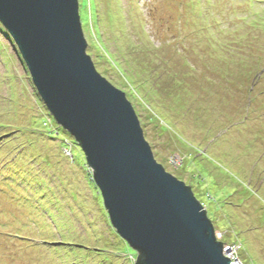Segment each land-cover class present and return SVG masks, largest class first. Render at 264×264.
Returning <instances> with one entry per match:
<instances>
[{"label": "rangeland", "instance_id": "374dc122", "mask_svg": "<svg viewBox=\"0 0 264 264\" xmlns=\"http://www.w3.org/2000/svg\"><path fill=\"white\" fill-rule=\"evenodd\" d=\"M79 1L87 53L125 92L156 161L192 188L218 240L233 248V262L264 264V174L254 166L262 153L264 172V0ZM148 49L168 58L172 72L204 67L200 60L213 67L187 87L194 95L202 82L212 95L189 101L202 108L179 122L185 142L161 130L160 118L150 120L143 92L158 98L164 79L151 81ZM128 64L138 86L125 78ZM137 256L112 226L81 147L40 99L0 22V264H135Z\"/></svg>", "mask_w": 264, "mask_h": 264}, {"label": "water", "instance_id": "95a60500", "mask_svg": "<svg viewBox=\"0 0 264 264\" xmlns=\"http://www.w3.org/2000/svg\"><path fill=\"white\" fill-rule=\"evenodd\" d=\"M37 94L81 147L135 264H232L192 188L156 161L134 107L87 53L79 0H0Z\"/></svg>", "mask_w": 264, "mask_h": 264}, {"label": "trees", "instance_id": "16d2710c", "mask_svg": "<svg viewBox=\"0 0 264 264\" xmlns=\"http://www.w3.org/2000/svg\"><path fill=\"white\" fill-rule=\"evenodd\" d=\"M259 17H262V15H259ZM116 20L117 19H115V21ZM253 22H254V20H253ZM95 24H96V26L99 25L98 19H95ZM83 25H84V23H83ZM97 27H99V26H97ZM100 31H101V29H100ZM100 37L103 38V35H101ZM96 38H99V35ZM101 41H103V42L102 43L99 42L98 44L101 46V48H104L102 45L105 42L103 39ZM95 47H96V45H95ZM149 50L150 49H148L146 51L148 52V55L150 57V55H152V53ZM162 50H163V48H162ZM104 52L108 55V57H110V59L112 58V56L107 53L105 48H104ZM214 56L220 59V55H214ZM152 58H155V59H152ZM182 58L184 59V57H181V59ZM231 58L232 57L230 56V59ZM145 59H146V56H145ZM149 60L153 61V62L151 61L153 63V67L149 68L150 69L149 76L150 75L153 76L151 81H156L155 82V85H156L158 79H162V78L164 79L163 84H162V94H159L158 98H153L148 92L149 89L143 92L144 97L148 98L147 100L150 102V106H149L150 111H151L150 112L151 116L149 115L150 120L151 119L153 120L152 116H154L153 121H156V120L158 121L157 118H160V120H162L164 122V124H162L160 126L161 130H163V131L171 130L172 133L174 132L175 134H177L179 139H183V141L185 142V141H187V139L185 137V133L183 132V129H179L178 124H179V122L181 123V121L182 122L187 121L189 116H191L192 114L193 115L196 114L199 110L198 107L201 105L200 104L197 107H192L191 105L193 103L191 102V104H190L189 101L191 100V101L195 102V100H197V99L199 100V98H202L201 94L203 95V93L209 92L208 93L209 96L212 95L211 94L212 91H210V89L208 87H205L204 84H202V82H200L197 86V88H198L197 94L193 95V94H191V91L188 92L187 87L191 83L190 81H197V77L200 74H204V71L206 72L208 70L209 73H213L214 72L213 69H211V70L208 69L210 67L211 68H213V67H212V65L207 64L208 62H203L200 60V62L203 64L202 66H204V67H199L198 65H195L194 67H192V65H190V66L186 65V69L188 71L186 70V71H182V72H180V71L179 72H172L168 68V65H169L168 64L169 63L168 58L163 59L160 56L152 55V57H150ZM188 63L189 62H187L186 64H188ZM113 64L115 66H117V69L120 72L123 73L122 68H120L116 62H114ZM131 64L133 65V63H131ZM241 64H245V62H242ZM129 66H131V65L128 64V69H131V70L124 69V71L126 72L125 78L128 80V82L133 83V84L136 83V86H138L137 82H136V76L134 77V75H136V73H134L132 71V69H134V68L132 66L130 68ZM130 71L134 75H130V73H129ZM168 74H171V76L167 77ZM219 76H223V75H219ZM133 78H135V80ZM195 83H197V82H195ZM143 84H144V82H143ZM254 84H255V82H254ZM125 86H126L127 90H129V88H132V86L128 85V83ZM137 91L138 90H136V92ZM129 92L132 95V91L129 90ZM137 93H138V95L140 94L143 97V95L141 94L142 93L141 91L140 92L138 91ZM252 95H254V94H252L249 91L248 96H249L250 101L253 100V98H254V97H251ZM189 96L193 99H188ZM254 96H256V95H254ZM144 102H146V100H144ZM188 104H189V107H187ZM190 107H192V109ZM199 108H202V107H199ZM248 110L249 109H246V114L243 117L244 122L249 118L250 112L248 113ZM172 112L176 113L175 116L177 117V119L175 117H173V115H171ZM169 122H171L174 125V129H173L172 125L169 124ZM208 132H207V134H209ZM226 134H227V132H225L222 135L219 134V136L215 135L214 138H216V139L224 138L226 136ZM259 136H260V134H259ZM262 155L263 154L261 153L260 156H258V158L255 159L254 166L256 167V170H258V173L264 174L263 170L260 169V165L262 162ZM213 160H217V159H213ZM251 264H253V263L251 262Z\"/></svg>", "mask_w": 264, "mask_h": 264}, {"label": "clouds", "instance_id": "9594fccd", "mask_svg": "<svg viewBox=\"0 0 264 264\" xmlns=\"http://www.w3.org/2000/svg\"><path fill=\"white\" fill-rule=\"evenodd\" d=\"M79 5H80V2H79ZM81 15V14H80ZM59 125V124H58ZM63 128V127H62ZM64 129V128H63ZM65 130V129H64ZM68 132V131H67ZM69 133V132H68ZM70 134V133H69ZM71 135V134H70ZM73 137V136H72ZM217 236H219V237H221V235H219V234H217ZM222 238V237H221ZM219 239V238H218ZM224 243V242H223ZM224 244H226V243H224ZM226 245H228V244H226ZM229 247H230V250L228 251V253L226 254V255H228L231 259H233L232 258V256H231V253H232V251H233V248L230 246V245H228ZM236 262H237V264H242V263H239V261H237V260H235ZM232 262H233V260H232Z\"/></svg>", "mask_w": 264, "mask_h": 264}, {"label": "bare ground", "instance_id": "6f19581e", "mask_svg": "<svg viewBox=\"0 0 264 264\" xmlns=\"http://www.w3.org/2000/svg\"><path fill=\"white\" fill-rule=\"evenodd\" d=\"M232 264H237V262H232Z\"/></svg>", "mask_w": 264, "mask_h": 264}]
</instances>
